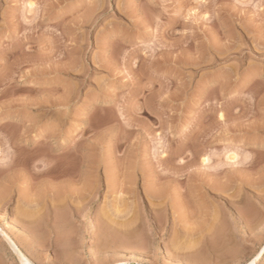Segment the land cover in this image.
Returning <instances> with one entry per match:
<instances>
[{
  "label": "rangeland",
  "instance_id": "1",
  "mask_svg": "<svg viewBox=\"0 0 264 264\" xmlns=\"http://www.w3.org/2000/svg\"><path fill=\"white\" fill-rule=\"evenodd\" d=\"M0 230V264L2 230L38 264H264V0H0Z\"/></svg>",
  "mask_w": 264,
  "mask_h": 264
},
{
  "label": "bare ground",
  "instance_id": "2",
  "mask_svg": "<svg viewBox=\"0 0 264 264\" xmlns=\"http://www.w3.org/2000/svg\"><path fill=\"white\" fill-rule=\"evenodd\" d=\"M233 159H235V158H232L231 160H233ZM91 160V159H90ZM203 162H202V164H204V165H206V164H208L209 163V158H204L203 160H202ZM95 163V160L94 161H92V167H94L93 168V171H97V165H95L94 164ZM91 167V168H92ZM94 172V173H95ZM87 173H88V171H87ZM91 173V172H90ZM96 174V173H95ZM91 175H93V174H91ZM93 176H95V175H93ZM86 177V176H85ZM92 177V176H91ZM90 178V177H89ZM93 180V179H92ZM90 182V181H89ZM86 184V183H85ZM84 184V185H85ZM87 185V184H86ZM90 185H93V184H90ZM88 187H89V185H88ZM89 188H91V187H89ZM87 190V189H86ZM8 229V228H7ZM1 231V230H0ZM11 232V231H10ZM13 232V231H12ZM2 233H3V235H4V237H5V239L7 240V243H8V245H9V247H10V249L12 250V252L14 253V255L16 256V258H18V260L20 261V263L21 264H38V262L36 263L34 260H32L31 258H32V254L30 255L31 256V258L29 257V255H28V248H30L29 246H26V244L24 243V242H22L24 239L22 238V240L20 239V238H18V239H20V240H15V239H17V237L14 239V238H12V236L14 237V235H12V236H10L8 233H6L4 230H2ZM18 236V235H17ZM20 237V236H19ZM4 240V239H3ZM5 243H6V241H5ZM6 243V244H7ZM28 245V244H27ZM9 249V250H10ZM29 251H30V249H29ZM30 253H32L31 251H30ZM29 253V254H30ZM12 254V253H11ZM13 256V255H12ZM167 256V255H166ZM260 256V255H259ZM14 258V257H13ZM258 258V257H257ZM256 258V259H257ZM15 259V258H14ZM258 260V259H257ZM254 263V262H253ZM257 263V262H256ZM114 264V263H113ZM116 264H139V263H137L136 261L134 262V263H129V262H127V263H124V262H120V263H116Z\"/></svg>",
  "mask_w": 264,
  "mask_h": 264
}]
</instances>
